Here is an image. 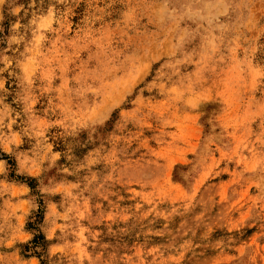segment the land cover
<instances>
[{
  "label": "rangeland",
  "instance_id": "1",
  "mask_svg": "<svg viewBox=\"0 0 264 264\" xmlns=\"http://www.w3.org/2000/svg\"><path fill=\"white\" fill-rule=\"evenodd\" d=\"M0 264H264V0H0Z\"/></svg>",
  "mask_w": 264,
  "mask_h": 264
},
{
  "label": "trees",
  "instance_id": "2",
  "mask_svg": "<svg viewBox=\"0 0 264 264\" xmlns=\"http://www.w3.org/2000/svg\"><path fill=\"white\" fill-rule=\"evenodd\" d=\"M8 165H10V166L12 165V164L10 163V161H9V160H8ZM30 187H31V188H33V186H32V185H30ZM36 238L38 239V237H36ZM36 238H35V242H36V240H37ZM33 244H34V243H33ZM35 244H36V245H38L37 243H35ZM36 245H35V247H36Z\"/></svg>",
  "mask_w": 264,
  "mask_h": 264
}]
</instances>
